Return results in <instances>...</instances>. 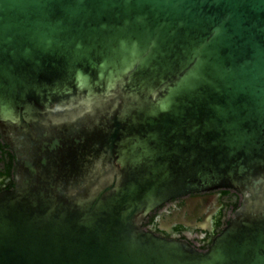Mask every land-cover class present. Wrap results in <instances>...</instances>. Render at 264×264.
<instances>
[{
  "label": "water",
  "instance_id": "1",
  "mask_svg": "<svg viewBox=\"0 0 264 264\" xmlns=\"http://www.w3.org/2000/svg\"><path fill=\"white\" fill-rule=\"evenodd\" d=\"M0 264H264V0H0ZM219 189L206 251L144 227Z\"/></svg>",
  "mask_w": 264,
  "mask_h": 264
},
{
  "label": "flooded vegetation",
  "instance_id": "2",
  "mask_svg": "<svg viewBox=\"0 0 264 264\" xmlns=\"http://www.w3.org/2000/svg\"><path fill=\"white\" fill-rule=\"evenodd\" d=\"M16 166L14 153L0 136V193L15 188ZM242 202V195L231 189L192 194L164 204L148 216L144 227L159 237L187 241L206 251Z\"/></svg>",
  "mask_w": 264,
  "mask_h": 264
}]
</instances>
